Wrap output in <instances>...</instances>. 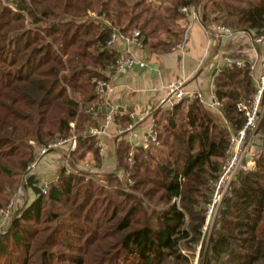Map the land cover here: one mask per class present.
Wrapping results in <instances>:
<instances>
[{
	"label": "trees",
	"instance_id": "16d2710c",
	"mask_svg": "<svg viewBox=\"0 0 264 264\" xmlns=\"http://www.w3.org/2000/svg\"><path fill=\"white\" fill-rule=\"evenodd\" d=\"M233 2L203 5L200 23L208 29L223 15L233 31L263 29L264 0ZM8 3L14 11L0 0V204H7L8 188L30 187L36 197L0 234V264H189L181 251L190 254L200 242L198 264H264V158L237 177L208 243L202 239L209 182L220 174L230 131L243 123L235 103L256 89L248 69L215 77L222 119L197 101L177 105L166 112L162 148L135 153L132 167L128 147L118 142V164L100 172L104 159L88 135L104 120L91 81L104 79L114 61L106 46L113 28H138L145 48L167 53L182 38V9L201 0L157 7L147 0ZM72 135L76 148L43 195L39 179L26 172L37 157L33 146ZM127 174L134 185L123 190Z\"/></svg>",
	"mask_w": 264,
	"mask_h": 264
},
{
	"label": "built area",
	"instance_id": "2783aa9c",
	"mask_svg": "<svg viewBox=\"0 0 264 264\" xmlns=\"http://www.w3.org/2000/svg\"><path fill=\"white\" fill-rule=\"evenodd\" d=\"M158 3V2H157ZM14 10V9H13ZM182 12L193 15L199 18V15L194 13L191 9L184 7ZM107 25L108 23L105 22ZM209 31L215 34L216 38L221 36H230L233 31L230 27L211 21L209 23ZM260 33L251 32V42L255 47L260 48L259 60L251 62L243 58L228 57L225 59V66L218 70V73H222L224 68L227 69H248L250 72V78L255 85V91L249 97L240 98L235 103V110L239 115L243 117V123L241 128L236 131H230V137L228 143L224 149L225 154L221 163L220 174L217 179L209 182L212 188V193L203 205L205 212L204 226L202 227V239L208 243V238L214 227V223L219 217L223 201L225 197L231 192L232 185L236 181L240 174L246 173L252 170L254 163L260 158H264V27L259 30ZM115 42H121L122 45L129 47L135 45L140 48L143 47L141 41V34L138 28H132L130 32H120L119 29L113 28L110 38L106 42V46L112 49ZM185 45L177 43L172 47L173 51H184ZM139 65L144 66V63L137 62L132 56H130L128 49H121L115 55L112 65L105 71L107 75L114 74L120 75L130 70L132 67ZM94 84V93L102 100L106 112L104 113V120L100 128H92L88 130V135L95 139V146L98 148V154L104 157V151L106 142L102 136L105 129L114 123L117 115L119 114V106L109 102L108 97L113 93L114 88L109 85L105 79H93L91 81ZM184 83L181 81L170 82L166 88L165 97L159 101V107H165L167 112H171L174 107L184 102L197 101L205 105L209 110L222 115L223 101L217 97L215 93V82L211 83V94L208 101H206L197 92H187L183 89ZM158 107L145 108L141 112H132L127 114L128 123L124 127L116 130V136L124 137L125 141L130 145L127 152L126 163L132 167L134 166L136 159L135 153L139 151H151L161 146L160 127L155 116V111ZM93 109L90 108V111ZM223 116V115H222ZM146 125L144 128L143 126ZM74 127V124H71ZM67 145V151L65 154V166L69 158V152H72L76 148V137L72 135L69 139H55L45 145L37 148L36 158L32 160L26 167V172L29 176L36 175V171L39 168L40 162L44 155H47L62 146ZM85 168H90V164L86 163ZM69 173V170H66ZM123 172L120 171L119 176H122ZM58 177H56L57 179ZM182 180V179H181ZM51 181L43 183L40 186V191L47 194ZM134 185V181L127 174L125 176V185L123 190H128L129 187ZM23 186H19L13 192L14 194L8 201L4 208L0 209V222H5L14 213L16 204L20 203L21 192ZM178 204V199H175ZM202 247L200 242L195 246L197 253L199 254ZM183 255L188 257V252L182 250ZM190 261V259H189ZM189 264H198L197 256L193 262Z\"/></svg>",
	"mask_w": 264,
	"mask_h": 264
},
{
	"label": "crops",
	"instance_id": "0c3cea01",
	"mask_svg": "<svg viewBox=\"0 0 264 264\" xmlns=\"http://www.w3.org/2000/svg\"><path fill=\"white\" fill-rule=\"evenodd\" d=\"M179 26H181L183 34L177 43L182 42L185 45L184 51L171 49L167 53H158L144 46L142 48L135 45L127 47L121 42H115L110 49L114 55L121 49H128L130 56L137 62L144 63V66L140 67L137 64L120 75H107L106 72H103L105 81L114 88L108 100L119 106V114L114 123L109 125L102 135L106 147L100 172H111L115 169L119 162L115 154L118 142H123L129 150L130 145L124 137L116 136V130L127 125L128 118L126 116L133 111L141 112L148 107H158L155 116L159 123L162 142V125L167 110L165 107H159V101L165 97L166 88L170 82L181 81L184 83V91L197 92L208 101L211 94V83L213 80L215 82V77L219 75L218 70L225 66L226 58L240 57L251 62L259 60L260 48L253 45L250 35L246 31L233 32L230 36L224 35L221 38H216L213 32L200 23V19L190 14L184 17ZM221 101L224 103V100ZM187 103L186 101L182 104ZM102 108H104V104L101 100L99 110ZM61 148L59 151L55 150L57 152L53 151L44 155L39 169L41 166H47L49 174L55 170L59 172L64 166L61 164L62 161L58 160L59 154L65 152L66 147ZM159 148H162V143ZM117 172L120 173V170Z\"/></svg>",
	"mask_w": 264,
	"mask_h": 264
},
{
	"label": "rangeland",
	"instance_id": "374dc122",
	"mask_svg": "<svg viewBox=\"0 0 264 264\" xmlns=\"http://www.w3.org/2000/svg\"><path fill=\"white\" fill-rule=\"evenodd\" d=\"M212 1H219L220 2V0H201V3H200V6H198L196 9L195 8H191V10L194 12V13H196V14H198L199 15V18H200V15L202 14V11H203V5H205V6H207V7H209L210 6V4H211V2ZM246 0H240V1H236L235 0V2H233V5L234 6H239V7H246V2H245ZM147 2L151 5V6H153V7H157V6H159L160 4H161V2H162V0H147ZM158 2V3H157ZM6 4H7V6L11 9V10H13L14 9V7L10 4V3H8V0H6ZM15 10V9H14ZM13 10V11H14ZM220 16V18L216 21L217 23H221L222 22V16L223 15H219ZM213 115H215V117H219V118H223V116L222 115H219V114H217V113H212ZM185 116L184 115H180V117H176V118H174V120L173 121H175L174 122V124L176 123L177 125H179L182 121H183V118H184ZM167 120V117L166 116H164V123H163V125H162V135H163V138H162V142H163V140L166 138V136H168L167 134H166V131H165V126H166V121ZM161 142V143H162ZM38 147H40V146H37V145H34L33 146V151H34V153H35V155L37 154V148ZM62 149V148H61ZM61 149H57V151H59V150H61ZM158 149V148H157ZM57 151H55V152H57ZM65 154H66V149H65V152H61V154H59V156H60V158L58 159V160H60V161H62V165H65ZM44 166V165H43ZM46 168H48L47 166H45V167H42L41 166V168L39 169L38 168V170L36 171V177L39 179V187L41 186V185H43V183H45V182H48V181H51V182H53L54 180H56V177L58 176V171L57 170H55V172H53V173H51V174H49V171H47V169ZM103 180H104V178H102ZM50 182V183H51ZM17 188V187H16ZM15 191V188L14 189H7V191L5 192L6 194L8 193V198H7V201H9L10 200V198L12 197V195L14 194L13 192ZM22 194H21V196H20V203L18 202L17 204H16V207H15V210H14V213L11 215V217L8 219V220H5V222H0V234H2L3 232H5L6 230H7V227H8V224H9V222L11 221V219L14 217V215H15V213L17 212V210L18 209H20V208H23V206H25L26 204H28V203H30L32 200H34L35 199V197H36V194H35V192H33L32 191V189H30V187H28V188H25V190L23 189V191L21 192ZM8 203V202H7ZM3 204H5V202H3V203H1L0 204V209L1 208H4L5 206H3L2 207V205ZM185 251V250H184ZM198 253H197V251H196V249L193 251V252H191L190 254L188 253V256H189V259H190V261H192L193 262V260H194V258L197 256V259H198ZM56 262H58L57 260H54L53 261V263L54 264H56Z\"/></svg>",
	"mask_w": 264,
	"mask_h": 264
},
{
	"label": "water",
	"instance_id": "95a60500",
	"mask_svg": "<svg viewBox=\"0 0 264 264\" xmlns=\"http://www.w3.org/2000/svg\"><path fill=\"white\" fill-rule=\"evenodd\" d=\"M260 33L259 31L256 32V34ZM98 112H102V113H105L106 112V109L105 108H102L100 110H98ZM170 123H172V121H170Z\"/></svg>",
	"mask_w": 264,
	"mask_h": 264
}]
</instances>
